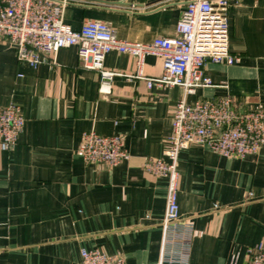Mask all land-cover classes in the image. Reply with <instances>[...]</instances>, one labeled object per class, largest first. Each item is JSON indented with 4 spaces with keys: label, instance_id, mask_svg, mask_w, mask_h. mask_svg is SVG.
I'll list each match as a JSON object with an SVG mask.
<instances>
[{
    "label": "crops",
    "instance_id": "obj_1",
    "mask_svg": "<svg viewBox=\"0 0 264 264\" xmlns=\"http://www.w3.org/2000/svg\"><path fill=\"white\" fill-rule=\"evenodd\" d=\"M70 1L64 20L74 30L99 20L140 43L174 37L185 9V0ZM230 1V52L241 61L208 63L213 86L192 95L129 78L136 59L116 52L105 70L117 76L102 93L100 74L82 68L76 47L32 68L0 36V108L18 105L26 120L17 144L0 149V264H82L83 249L166 264L168 179L144 165L167 160L178 104L234 97L264 109V0ZM143 72L161 77L162 59L148 56ZM89 132L120 136L130 158L116 167L86 163L79 149ZM177 171L180 212L194 227L187 264H248V249L264 244V148L225 158L192 144Z\"/></svg>",
    "mask_w": 264,
    "mask_h": 264
},
{
    "label": "built area",
    "instance_id": "obj_2",
    "mask_svg": "<svg viewBox=\"0 0 264 264\" xmlns=\"http://www.w3.org/2000/svg\"><path fill=\"white\" fill-rule=\"evenodd\" d=\"M70 0H2L0 36L16 49L21 63L37 68L60 50L76 47L82 68L100 74V92L109 91L115 73L105 70L109 54L116 52L136 59L135 76L154 85L179 86L186 95L211 87L205 74L208 63L234 65L241 58L230 52V0H185V9L174 37L149 43L120 39L112 25L86 21L74 30L64 20ZM148 56L160 57L163 74L147 78L143 68ZM26 120L20 106L0 108V149L11 150L22 134ZM192 144H200L225 158L255 155L264 148V109L247 107L234 97L202 99L194 104L181 101L173 118V135L165 151L167 160L147 159L145 170L168 179V194L162 223L164 239L161 262L187 264L192 250L194 227L183 218L178 196V158ZM86 163L116 167L130 158L118 135L85 133L79 149ZM82 264H126L121 256L99 250L81 251ZM248 264H264V244L248 249Z\"/></svg>",
    "mask_w": 264,
    "mask_h": 264
}]
</instances>
